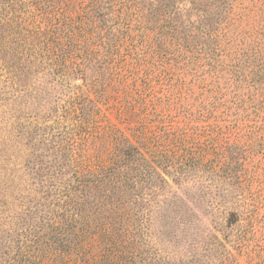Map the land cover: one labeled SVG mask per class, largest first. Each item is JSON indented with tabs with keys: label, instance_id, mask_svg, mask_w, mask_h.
<instances>
[{
	"label": "rangeland",
	"instance_id": "obj_1",
	"mask_svg": "<svg viewBox=\"0 0 264 264\" xmlns=\"http://www.w3.org/2000/svg\"><path fill=\"white\" fill-rule=\"evenodd\" d=\"M226 14L233 28L227 29L229 33L260 30L264 0H234ZM132 30L130 37L116 34L119 42L113 56H106L104 46L96 43L98 61L86 67L83 75L69 77L60 104L70 96L75 99L74 107L80 108L82 102L87 107L76 111L78 117L71 115L58 125L60 138L52 136L55 131L42 130L52 124L42 113L17 110L27 99H15L9 86L25 90L34 81L6 79L0 66V134L6 142H0L6 159L0 160V167L6 168L0 182L9 179L7 186L0 187V221L10 216L8 208L15 214L26 213L25 220L38 222L42 208L53 209L56 199H64L61 186L56 179L49 180L43 168L52 164L56 178L57 169L64 173L62 181L69 178L72 162L58 166L61 154L55 153L53 161L54 150L48 148L66 144L64 130L77 138L82 121L81 126L102 139V158L110 147L107 132L116 129L135 144L139 136L155 138L167 155L173 148L177 154L201 151L208 161L206 166H156L150 181L135 182L132 190L117 182L106 194L102 191L110 187L102 185L81 195L96 214L102 195L114 203L117 196L119 202L136 203L138 219L133 224L140 233L136 235L140 264H264L263 98L236 93L218 82L200 47L188 51L168 41L156 47L137 27ZM56 114H63L62 109L53 112L52 118ZM18 120L28 130L20 137L16 136ZM39 123L40 130H36L34 125ZM43 139L51 144L42 146L39 141ZM34 143L39 149L32 154ZM37 153L44 156L42 164ZM15 164L18 168H13ZM106 203L102 205L104 218L111 213L105 212L110 207ZM229 213H235L237 220L227 222ZM111 217L118 221L115 214Z\"/></svg>",
	"mask_w": 264,
	"mask_h": 264
},
{
	"label": "trees",
	"instance_id": "obj_2",
	"mask_svg": "<svg viewBox=\"0 0 264 264\" xmlns=\"http://www.w3.org/2000/svg\"><path fill=\"white\" fill-rule=\"evenodd\" d=\"M233 1L0 0V66L6 79L34 81L25 90L9 86L15 92V99H27L16 106L17 110L42 113L52 123L44 125L42 130L55 131L56 135L52 136L60 138L58 125L71 115L78 117L76 111L87 107L83 102L81 109L74 107L75 99L70 96L60 104L69 77L83 75L86 67L98 61L96 43L104 46L106 56L116 54L119 42L116 34L121 32L130 37L134 26L156 47L166 41L188 51L200 47L209 72L217 81L221 80L236 93L240 91L264 100V26L239 35L229 33L227 29L233 31V28L226 12ZM58 108L63 114L52 118ZM17 125L16 136H24L28 132L25 125L19 120ZM81 125L82 121L78 123L82 128L75 134L77 138L68 136L63 129L66 144L58 147L52 144L48 148L54 150L53 161L55 153L61 154L58 166L66 165L67 162L62 163L66 160L72 162L69 178L62 181L60 176L64 173L59 169L56 178L52 164L40 166L49 180L56 179L64 199L59 202L56 199L53 209L42 208L38 222L25 220L26 213L15 214L7 208L10 216L0 221V242L7 238L5 249L0 251V264H140L136 237L140 233L133 224L138 219L136 203L119 202L120 196L114 203L110 196L102 195L96 214L81 195H88L102 185L110 187L102 191L106 194L117 182L122 188L132 190L135 182H149L156 166L208 163L201 151L177 154L173 148L167 155L155 138L139 136L135 144L116 129L107 132L110 147L102 158L99 152L102 139ZM34 127L40 130V123ZM4 139L0 134L3 144ZM46 140L39 142L42 146L53 142L51 138V142ZM38 149L34 143L32 154ZM4 151V148L0 150V160L5 162ZM41 157L43 154L37 153L39 164L45 161ZM14 167L18 168L16 164ZM2 172L6 173V168L0 167V179H4ZM8 181L0 182V187L7 186ZM106 201L110 207L105 212L111 215L104 218L102 205L106 206ZM112 213L118 221L112 219ZM95 215L98 217L92 218ZM145 220L148 222L146 217ZM236 220V214L229 213L227 222Z\"/></svg>",
	"mask_w": 264,
	"mask_h": 264
}]
</instances>
